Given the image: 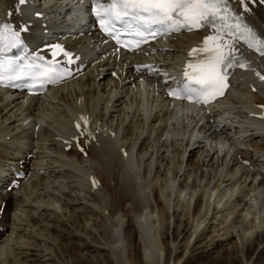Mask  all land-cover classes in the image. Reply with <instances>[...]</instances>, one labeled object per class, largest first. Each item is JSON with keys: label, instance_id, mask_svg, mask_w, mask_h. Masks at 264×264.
<instances>
[{"label": "bare ground", "instance_id": "6f19581e", "mask_svg": "<svg viewBox=\"0 0 264 264\" xmlns=\"http://www.w3.org/2000/svg\"><path fill=\"white\" fill-rule=\"evenodd\" d=\"M26 1H27V4L21 5L19 4V0H4L3 8L5 10V13L0 12V18L8 19V14L10 11L12 13V16L9 20L14 24V26L17 27L18 30L20 29V26H22L23 24L26 25L28 31L24 32L23 37L26 40L27 45H29L30 47L34 49L37 48L36 45H38V43L44 42L47 37H50L51 32L56 31L59 33L64 29L62 27H57L56 25L51 24L50 21L43 20L42 22H39L38 21L39 18H36L34 16L35 12L42 13V11H44V13H46L44 16L45 17L48 16L51 18V19L47 18V20H53L56 17L59 18L60 16L65 17L68 15H73L74 12L75 13L79 12V15H82V16H84V13H85L86 16H88V17L84 16V18H86L85 25H88L89 28L91 26L96 27L94 20L91 18V12H90V5H91L92 0H84V2L82 3H80L79 2L80 0H78L77 2H79L80 4H78L76 8H68L67 7L68 5L67 4L65 5V3L63 2H61V4L57 2L58 4H60L58 6L53 5V6H48L47 8L46 6L45 7L41 6V3L48 5L53 0H43V2H40L39 4L37 3V0H33V1L26 0ZM68 1H71V0H68ZM230 3L232 4L234 8L238 7L237 0H230ZM50 8L53 9L52 11H55V14L51 16H50L51 11L47 10ZM249 8H250V11L247 13H244L245 19L251 26H253L256 29L259 36L264 37V5L261 4L259 0H255V3L249 4ZM241 11L243 10L241 9ZM52 16H54V18H52ZM44 29L48 30L47 35L44 34ZM74 30L75 29L73 28L72 30L64 29L65 32L64 34H62L61 37H63L64 35L68 33H70V36H66L67 38H65L64 36L62 39L60 40L56 39L55 41L65 44L67 48H69V50L75 53V55H79V57L81 58V62L86 64L85 67L91 65V63L94 60L95 52L97 53L98 58L107 57L109 66L113 62H114V65L115 64L118 65L117 62L121 61L122 59H127L130 64H134L135 62L147 63L151 60V61H154L153 63H155L156 65L149 66L147 67V69L152 70L154 69V67H157V66L166 68V70L169 73V76L168 75L166 76L170 77V79H173V80L179 78L178 69H176L177 66L178 68H181L182 62L187 57V54L189 50L191 49L192 45L195 44L200 39V36L198 33H186V34L181 33V34H178L177 36H174V38H179L178 43H181V44L176 47H178L177 49H181L180 52H182V56L174 59L176 60V63H175L176 66L174 69L175 71H173L172 67L169 66L168 63L165 62L166 60H170L168 57H163L161 59H157V58L153 59L152 57V59L148 61L150 57L143 54L144 50H141L142 52H139L140 54L138 53L140 56L135 55L134 57L133 55L125 54L122 51L113 55L112 50L110 49L111 48L110 42L107 43V45L100 46L97 51L91 52L88 49L89 48L88 44H85V41L81 39L83 38L84 35L75 36L73 34L75 33ZM95 30L97 31V33L95 34L92 33V38L95 39L96 42L99 43L100 41L101 43L105 39L101 37V33L97 27L95 28ZM58 35L59 34H57L56 36ZM170 41H171V37L167 38L165 41H158L153 45L154 49H157L159 51V54H157L159 55V58L161 57L160 53L164 52L167 46L170 48L174 46V44H171ZM153 47H150V48H153ZM234 48L235 50L238 51L237 52L238 54L242 55L245 58L247 67L245 68L238 67L234 71L233 79L235 78L238 79L240 81L241 87L238 86L237 89L236 88L232 89L230 92V96L226 97L223 101H219L217 104L210 106L207 110H203L202 116L203 115L205 116V120L207 118L209 122V120L213 119L212 122L213 123L215 122L209 128V131H213L215 129L213 140L207 137L206 136L207 134H205L206 133L205 129L207 128V126H203L204 124L203 125L198 124V121L200 120V118L198 119L197 124L194 125L197 127L199 126V128H197L196 130V128L194 127L192 133H190V130H189L190 126H188L185 130H181V128L179 130V128L176 127L175 124L178 122V118L182 116L183 110L186 111V113L195 112L196 116H197V113L200 114V111L202 109H198L194 105L183 107L180 105V103L179 104L176 103L177 109H176V112L174 113H173L174 109L172 110L168 108L166 110L161 109V112L159 114L153 115V119L150 121V124H149V129H150L151 134L154 135V141H160L163 137H166V136L172 137L173 135H179V136L189 135V137L191 138V142L189 143V146H188V143H186V147H184L185 149L178 150L177 152V156L180 157L181 159L182 158L184 159V155H186L188 151L193 150V146H195L198 142H202V141H199V139H202V138H207L209 141V145L211 147H213L214 144L219 145L220 147L219 146L218 147L220 148L219 150L221 152H223V149H224V152L226 153L225 151V148H226L228 154H229V151H232V149H239L243 145H245L242 143L244 139L249 138V137L255 138L256 140L254 144L252 145L250 144V146L253 147V150L255 153L252 154L253 152H250V151H246L244 153H238L239 156L238 157L235 156L236 158L233 155L232 159H235L233 160V162H235V165H237L238 168L237 167L236 169L232 168L231 169L232 171L226 175L227 176L226 180L222 179V182L218 180L216 183V188L214 189L217 190L221 187V185L224 182L231 181V184H233L232 185L233 187H231L230 193L228 192L230 194L229 198H233L235 196L234 195L235 192H237L238 190H240L239 192L240 194H242L244 198L245 196L248 197L249 195L262 196L264 195V80H261L260 76H258L257 73H259L260 75H264V56L262 55L260 56L258 53L252 51L246 46H241V45H238L237 43H234ZM113 50L115 51V49ZM111 60H113V62ZM171 60L173 59L171 58ZM147 69L145 71H147ZM153 72L154 70L151 73ZM113 73H118V69H114L112 74ZM170 74L173 75V77H171ZM84 76L85 75H83L80 78L82 81H84ZM143 77H146V76L143 75ZM159 77H160V80H158V86L156 85L157 91L158 89H160L159 91L162 92L161 97L164 98L167 93L166 88L171 86L175 81L170 83V81H168L165 75H162ZM98 78H99V74L96 75V79H93L89 77V75H87L86 83L88 81V84L84 83L82 87V90H83L82 100H80L79 102H74L72 106L69 108V111L64 112L63 113L64 115H60V117L58 118L52 119V117H50L51 115L48 114V109L43 108V107H41L39 111H42L43 109H45V111L36 113L37 115L35 113H31V114L25 113L24 119L20 121L21 124L18 125L17 127L20 130L22 129V131L21 132L18 131V133L14 135L12 142L10 144H7L3 150H2L3 147L0 145V176H4L2 180L4 181V186L7 187V185H9L10 183L9 181L10 178H6L8 173H10L11 175H14L18 171H21V170L24 171V168H21V165L24 164L22 163V160L24 158L21 159L23 156H28L30 153H32L34 147L37 149L41 148L43 150H46L42 146L38 147L37 146L38 142L32 141L34 138L33 133H26L24 130L25 123L27 122V124H29L31 122L29 121L30 117L34 115V117H36L38 121H45L47 118L52 119L54 131H56V133H53V134L51 133L52 135L50 134V138L51 137L56 138L54 139V141L58 143L59 145L62 144L64 146V148L63 146H61V150L63 152L64 157L59 158V160L57 159L56 161L54 160V163L58 162L60 164V165L58 164L59 166H57V169L60 168V170L59 171L53 170L48 175H44V176L41 175L42 177L40 181L42 182L43 180L44 182L43 183H41L40 181L35 182L34 184L31 185L32 189L34 190L36 194H38L39 189H41L40 187L44 185V187L46 188L45 191L47 189L51 190L50 195H53V197H55L56 196L55 192H60L61 194L64 195L63 193L64 190H66L67 187L69 186V185L67 186L66 183L72 182L71 180L73 178H76V180L80 179L82 186L87 188L86 191L87 190L89 191L90 196L94 200L93 206L84 205L85 203L83 205L86 208V211H88L89 215L94 216L96 220L100 222V227H101L100 234L102 236V240L97 237H95L94 239L92 238L91 242H93L94 244H90L87 240L88 239V235H87L86 239L82 237V241H83L82 246L84 247H82L81 244L80 245L77 244L82 249L92 248L98 251L99 256L98 257L96 256V263H94L93 261L91 262L88 261L87 259L83 258L82 255L80 256V254H78L77 252V248L72 247V243L70 247L65 246V248L62 249L61 251L64 259L66 260L65 263L66 264H113L115 260L116 264H126L125 263L126 260L124 261L125 258L123 256L124 255L123 252L126 251L127 249L128 261L130 262V264H141V262L137 261L136 259L135 249L133 247V238L135 237L134 229L130 226L126 227V229L124 230V235H123L122 233L123 224L122 223L117 222V221L114 223L113 220L110 223H106V218H105L106 216L103 217L101 215L106 210L107 215L110 216L109 218H113L114 216H117V215L126 217L128 216V214L130 216L129 212L131 213L133 212V214H131L133 215V217L132 216L131 217L134 223H136V226L139 231L140 239L143 243V250L145 251L144 257H143L144 259H147L149 256V254L147 255L146 250L150 247L149 241H148L150 240L148 239L149 238L148 237L149 236V226L146 228V225H147L150 212L156 211L158 213L160 223L163 224V230L161 231L160 235H161V240L163 244L162 247L165 248L164 252H166V256H167V258L165 259L167 260L166 264H170L172 261L171 260L172 257L170 258V256H172V252L168 245V241L170 239L168 240V237H167V235H169L168 233H170V230H171L170 223H169L170 215L167 210L168 206L167 207L164 206L163 205L164 203L162 204L161 201H158V202L156 201L157 202L156 204L150 205L149 203L145 202V199H144V196H145L144 192H145L146 187L148 186V182L144 174L146 171H147V174H151L152 171L154 170L155 168V165L153 162L154 158H152L148 162L147 165L145 164L146 167L144 169V174H143V177H141L140 169H139L140 166L138 165L139 166L138 168L134 160V151L137 145L136 140H137V135L139 132V127L134 126L132 128L130 127L126 129L125 135H130L131 137H134V141L131 142L132 144L126 145V144H121L119 141V136L121 135V130H122V124L119 126L116 125L115 127L113 125L104 126V123H101L102 120H104L103 117L106 116V113L104 112L101 113V111H98L99 106L104 101V104L106 103V108H108L109 103L112 100H114L115 97L117 96L116 89L119 87V86H116L115 89L113 90H112V87H110V89L107 90L108 86L112 82H117L119 85L121 80L114 81V78H113V80H109V82H107L106 88L104 89L103 93L101 92L99 93L98 91H96L97 90L96 88L92 90L93 93H91L90 88L91 86L95 87L94 84L96 83V80ZM103 78L104 76L101 74L100 79H103ZM66 85L67 83H63L61 85L59 84L58 87L56 88L57 90L56 93H59L60 95V93L63 92L64 89L66 88ZM144 87H147V86L143 84L142 85L138 84L135 87L136 88L135 98L133 100L131 99V101L127 103L126 105L127 109H131L132 106H134L133 104L135 103L136 110H140L141 112L142 111L147 112L146 107L149 106V101L146 99L147 94L145 93L146 89ZM85 88H86V91L84 92ZM51 90H49L48 92L50 93ZM52 91H55V90H52ZM3 96L6 97L5 102H7L9 100L8 98H11V99L13 97L18 98L20 95L18 93L13 95L12 93H8L5 90L0 89V102L3 100L2 99ZM62 98L64 97L62 96ZM40 99L42 98H33V99H26V100L22 99V102H21L22 106H20L17 109L20 110L23 106H27V109L31 110L30 108L33 106L34 101L36 100L34 105H37ZM164 99L166 100V97ZM9 101L10 102L8 104H5L2 107V109L0 108V114H1V111L7 110L10 104H13L15 102L11 100ZM166 101L170 103L168 100ZM212 109H213V114H211ZM10 110L11 109H9L8 112H10ZM206 113H208V115ZM79 114H88L94 118V121L91 124L90 130H86L84 128L85 127L84 123L80 129L82 132L85 133L81 137V142H80V144L83 146V151H86L88 153L89 160H94L96 164L95 167H92L89 169L88 168L85 169L86 165L83 160L79 159L78 151L73 150L75 149V147H73L70 152H66L65 145L66 143L69 144V142L71 141L63 140V136L64 137L67 136V139H68L69 135L72 133V130H73L72 120L74 117H78ZM229 115L230 116L232 115L231 117H233V119H230V121H227V117ZM12 117L14 118L16 117V115L14 113H11V116L5 117L4 120L1 121V124L3 123V125H6V122L9 121ZM191 118H193V116H191ZM240 118L241 119L243 118V120H240ZM195 119L197 118H194L193 121H195ZM13 122H16V121H13ZM110 124H112L111 119H110ZM237 124L239 125V127L237 126ZM235 127H238V130H235ZM9 129H10L9 126L0 128V138L2 136L3 137L7 136L8 135L7 132L9 131ZM13 130L14 129L12 128L11 132H13ZM88 131L91 132V136L87 135ZM63 132L64 133L66 132V135H63ZM40 138H41L40 139L41 142L49 141V140H43L42 136ZM181 144H184V143H181ZM59 145L55 144V146L57 147H59ZM7 148H11L15 151L12 153L11 156L8 157V160H6L5 162H1V158L6 157V152L5 154L3 153L4 151H7L6 150ZM204 152L208 154H204V156L201 155L203 157L202 165H204V163L206 162V159L209 157H210L209 160L213 159V162H215V158H216V157L214 158L215 153L212 154V156H210V152L208 150H204ZM232 154H235V153H232ZM190 155H191V152H190ZM175 156L176 154H174V157L172 158L174 163H175ZM196 156L197 155H195L194 157L196 158ZM151 157H152V153L149 156V158ZM189 158L190 156L188 155V159L186 160V162L189 161ZM218 158L219 157H217L216 159L218 160ZM157 160L158 159H156V162ZM225 160L227 159L225 158ZM183 161L184 160H182L181 162ZM197 161H199V159H197ZM244 161L245 163H248L247 166L243 164ZM181 162L179 166H177L178 171L175 170L176 174L177 172L179 174V171L183 168ZM259 163L261 164L259 165ZM158 167L159 165H157V168ZM66 168H71V170H68ZM72 168L74 172L72 171ZM135 170H138L139 173L138 174L135 173ZM40 171L41 170H37L36 172L40 173ZM75 171L77 173H75ZM34 172L35 171H33V174L37 175V173L36 172L34 173ZM155 173H157V178H158L160 176L159 175L160 170L156 171ZM91 175L95 176L96 179L100 182H101L100 178H102V180L104 181V184H101L100 186L95 187L93 182H89V177ZM238 175H240V177H238ZM175 177L176 176H173L172 179H168L166 181L167 184L166 183L165 184L167 185V187L169 186L168 182H174ZM29 178L30 177H28V179L22 183L21 189L19 188L18 190L12 191L11 193L0 188V204H3V202L7 203V207L5 211L7 212L12 211L13 213L17 211L16 213H18V214H15V216L13 215V218L7 217L6 214L0 217V226L3 228H6L7 231L10 232L8 235L4 234L6 236L5 238H3L4 235L0 236V254L7 252L8 246L11 245L10 244L11 242H13L12 235L15 234V231L18 232L17 227L21 228L24 222L28 223V225L29 223L31 224V228L29 231L30 234L32 233L33 235L35 234L34 236L36 237L37 236L41 237L39 238L41 239V243H38V244L35 243V240H37L38 237L37 239L34 237V239L32 238L33 240L28 241L27 239L24 240L21 234L18 236L16 235L18 240L16 242L14 241L16 244L15 247L24 248L25 255L19 252L10 253V257H6V260H5L6 262H2L0 264H39V261H40L39 259H42V258H43V264L45 263L44 260L46 259L48 260L47 264H51V263L57 264L56 258L57 257L60 258V254L57 252L55 246H53L54 244L57 245V240H58L57 236L59 234L55 236L56 232L50 231V228L48 227L50 223V219H46L45 227L43 228L40 227L39 230H37L36 228L38 226V223H37V219L34 213H37L38 210L41 209V205H40L41 202L38 203V200L35 199L36 197L35 198L32 197V195L34 194L32 190H31L32 192L31 191L29 193L26 192V187L29 186V184L27 183V181L30 180ZM50 179H53L56 184L51 185L53 184L54 181ZM47 182L48 184H46ZM252 182H254L253 186H250ZM171 184L173 185V183ZM39 185L41 186L39 187ZM105 185L107 187L106 195L99 194L102 187H104ZM214 189L211 191H208L209 193L206 192L205 190V193L203 192L204 195L202 194V197H201V202H203L204 197H207L206 198L207 202L205 206H207L206 209L208 210L212 206L211 198L213 197V194L215 195V192H216V190ZM83 190L84 189H82V191ZM185 190L186 188L179 189L178 191L179 195L178 194L177 195L182 196ZM22 191L23 192L25 191V192L19 193ZM71 192L72 191H70V195H71ZM12 193H15L14 197ZM195 193H193L194 195L192 197V200L195 197ZM74 195H73V198L69 200V202H66L67 206L71 202L76 203L77 201L81 200V198H79L78 195H75V196ZM42 197H43L42 192H40V194L37 195V198H39L42 201L41 199ZM168 197H171V196H168ZM243 197H240V198L235 197L231 201L224 200V198H222L217 203V207H212L214 212H213V217L210 218L209 222H212L211 220H213V222L210 224L209 227H207L209 223L206 226L203 224L204 222H206L209 214H207V216H205L206 213L204 215H201L202 214L201 212L192 214L189 210L190 206L188 208L186 207L187 209H184L183 211L178 212V213H177V210L175 209L174 211V214L176 213V218L174 219L175 226L171 230L173 241L176 242L180 238V236H182L183 234H186L189 231L188 229L189 224H190L189 220L193 219V221L195 220V222H191V223H197V222L198 223L196 224V229L193 230V232H191V234L187 238L181 237L182 240L185 239V242H184L185 245H183V248H182L183 250L181 252V254L182 253L183 254L182 255L180 254L181 257L175 254L174 261L172 264L179 263L182 260V258L185 256V251L187 250L190 243L192 242V241L190 242V240L192 239V236L196 234L195 233L197 232L196 230L198 228L200 229V227L202 229H200V232L197 234L196 239H194L195 241L198 240V243L194 242L195 244L193 243L194 245L192 247L200 245L201 243L204 242V240H206L207 238L209 239L210 236L213 237V239L209 240L208 244L207 243L205 244V246L213 245V248L217 247V250H219L218 253L220 254L216 258L213 259V264H237L239 262L237 250L240 244H242L243 249H245V254H244L245 259L247 261L250 260L257 246L264 242V232L260 234L258 232L255 236V241L253 243L252 242L247 243L248 238H250L249 235L251 236L252 232L256 233V229L259 227L258 224H260L259 222H257V220H260V217L264 216V209H262L260 212L257 213L258 217H255L254 215H256V213L255 214L253 213L252 215L251 207L248 206L247 208L248 210L245 208L247 203L245 202V199H243ZM170 199H172V197ZM33 203H35L36 205ZM126 204H129L131 206L130 207L131 211L126 210L127 209ZM27 206H30L32 209V210H29V211H32L31 215L26 214V210H22L23 207H27ZM25 209H29V208H25ZM18 211H20V213ZM29 215L31 216L29 219L24 217V216H29ZM239 215L244 216L242 217L240 221L238 220ZM251 215L254 216L256 220H252L249 223H247L245 219H248V217H251ZM64 216L67 218V221H70V219L73 218L72 214L67 216V214L64 213ZM200 219H202V221ZM88 220L89 218L85 217L84 219L85 223ZM96 222H94V225L96 224ZM143 222L146 223V225ZM51 223H53V221ZM14 226L16 227L14 228ZM207 228H211V234L209 236L206 234ZM54 230L58 231L57 227L54 228ZM31 235L29 237H31ZM237 236L240 241L239 244L237 243L238 240L237 241L235 240V237ZM70 240L72 241V239ZM79 242L81 243V241ZM37 246H42V247L44 246L43 249H40L42 251V255L41 256L39 255L40 256L39 258H37V254L29 255V253ZM180 248L181 246L178 245L177 247H175V250L180 249ZM202 248L203 247H199L198 249H202ZM105 250L108 252H105ZM151 250L152 249L150 248L149 251ZM111 254L113 255V258H114L113 262L111 260L112 256L110 257ZM263 256H264V248L262 251L258 253V257L262 258ZM34 258H37V259H34ZM256 261H258V258L256 259ZM260 263H262V260H259V262L257 263L252 262V264H260Z\"/></svg>", "mask_w": 264, "mask_h": 264}, {"label": "rangeland", "instance_id": "374dc122", "mask_svg": "<svg viewBox=\"0 0 264 264\" xmlns=\"http://www.w3.org/2000/svg\"><path fill=\"white\" fill-rule=\"evenodd\" d=\"M42 1L43 0H37V3H40ZM77 1L78 0H71V1L53 0L48 5L44 4V7L46 6V8H47L48 6H53V5L58 6L61 4V2H63V3H65V5L66 4L68 5L67 6L68 8H76L78 6V4L84 2V0H80L79 1L80 3ZM57 2H59L60 4H58ZM3 7H4V0H0V12L5 13V10ZM47 10L51 11L50 16L55 14V11H52L53 10L52 8L47 9ZM47 18L51 19L50 17L46 16L43 18H39L38 21L39 22H42L43 20L44 21H50L51 24L56 25L57 27H62L65 30H67V29L72 30V28L75 29L74 30L75 33H73V34L75 36L84 35L83 38H81V39H83L85 41V44H88V46H89L88 49L91 52L97 51L100 46H104L106 44L105 42L100 44V41L98 43L95 41V39L92 38V33L95 34V33H97V31L95 30L94 27L91 26L89 28L88 25H85L86 20H85L84 16L79 15V12H76V13L74 12L73 15H68L65 17H61V16L59 18L56 17L53 20H47ZM52 18H54V16H52ZM64 29L60 32L61 35L64 34V32H65ZM51 33H53V32H51ZM64 36L65 37L70 36V33H68ZM58 39H61V37L59 36ZM176 39H177V41H176ZM178 40H179V38H173L170 41V43L174 44L175 47L173 46L170 48L167 46L166 50L164 52L160 53L161 54L160 58H159V55H157V54H159V52L156 51L155 49L150 54L145 53V54H147L148 57H150L148 59V61L150 59H152V57H153V59H156V58L161 59L163 57H168L170 60H166L165 62L168 63V65L172 67V70H174L175 66H176V64H175L176 60H174V59L182 56V52H180L181 49H177L178 47H176V46H179L181 44V43H178ZM175 44H177V45H175ZM153 52H155V53H153ZM171 58L173 60H171ZM111 61L113 62V60H111ZM149 62L154 64L153 63L154 61L150 60ZM108 63L109 62H108L107 57H99L98 58L97 53L95 52L93 62L91 63V65L89 67H87L82 72V73L85 72L84 81H82L80 79V77L78 79L71 80L70 84L66 85V88L64 89L63 92L60 93V95H59V93H56L57 90L54 89L55 91H51L43 99H40L39 101L37 100L38 101L37 105H34V103L36 102V100H35L33 103V106L31 108L29 107L31 110L27 109V106H23L20 110L17 109L20 106H22L21 105L22 99L20 97L19 98L13 97L12 99L8 98L9 100L15 101V102L13 104H10V106L8 107L7 110L1 111V114H0V128L7 127V126H9V128H10L9 131L7 132L8 135L5 137L2 136L0 138V145L3 147L2 150L5 148V146L7 144H10L12 142L14 135L16 133H18V131L19 132L22 131V129L20 130L17 127H18V125L21 124L20 121H22L24 119L25 113H30V114L35 113L36 114L39 112H43V111H45V109H43L42 111H39L40 108L43 107V108H47L48 114L51 115L50 117H52V119H55V118L60 117V115H64L63 114L64 112L69 111V108L72 106V104L74 102L80 101L83 98L82 87H83L84 83H86L87 75H89V77H91L93 79H96V75L99 74V78L96 80V83L94 84L95 87L91 86V88H90L91 93H93L92 90H94L95 88L97 89L96 91H98L99 93L100 92L103 93L104 89L106 88L107 82H109V80H113V78H114V81L121 80L119 85L117 82H112L109 84L107 90H109L110 87H112V90L115 89L116 86L120 87V88L118 87L119 89L118 88L116 89V95L117 96L115 97L114 100H112L109 103L108 108H106V103L104 104V101H103L100 104L98 111H101V113L102 112L106 113V116L103 117L105 121L102 120V122H101V123H104V126L113 125L116 127V125L119 126L122 124L121 135L119 136V141L121 144H126V145L132 144L131 142L134 141V137H131L130 135H125L126 129H128L130 127L132 128L134 126L139 127V132H138L137 140H136L137 145H136V148L134 151V160H135L136 166L138 168L140 166L139 169H140L141 177H142V174H144V169L146 167L145 164L147 165L148 162L152 158H154L153 162L155 165V168L152 171V173L147 174L148 176L145 175L146 180L148 182V186L146 187L145 192H144L145 202L149 203L150 205L151 204L154 205L158 201H161L162 204L164 203L163 204L164 206H166V207L168 206L167 210H168V213L170 215L169 223H170L171 230L175 226V221H174V219L176 218V213L174 214L175 209L177 210V213H178V212L183 211L184 209H187L189 206H190L189 210L192 214H196L197 212H201L202 213L201 215H204L206 213L205 216H207V214H209L206 222L203 223L205 226L209 223L207 225V227H209L210 224L213 222V220H211L212 222H209L210 218L213 217L214 211H213L212 207H217V203L222 198H224V200H230L231 201V200H233V198H235L237 196H238L237 198L243 197L242 194H240V192H239L240 190H238L237 192H235V194H234L235 196L233 198H229V195H230L229 193H230L231 187H233L232 186L233 184H231V181L224 182L221 185V187L217 190L214 188H216V183L218 180H220L222 182V179L223 180L227 179L226 175L232 171L231 170L232 168L233 169L234 168L236 169V167L238 168V166L235 165V162H233V160H235V159H232L233 155H234V157L235 156L238 157L239 156L238 153H244L246 151L253 152L252 154L255 153L253 150V147L250 146V144L251 145L254 144L256 139L252 138V137L246 138L247 140L244 139L243 140L244 142L242 141V143L245 144V145H243L244 147L241 145L242 146V147L240 146L241 148L232 149V151H229V154H228L226 148H225L226 153L224 152V149H223V152H221L219 150L220 149L219 145H217V146H219L218 150H217L215 147V144L213 145V147H211L209 145L208 139L202 138L200 140L202 142H198L196 144L195 148L192 151H188L186 153V155H184V159L183 158L181 159L180 157L177 156V152H178V150H184L185 149L184 147H186L187 140L190 138L189 135H186V136L173 135L172 137L166 136V137H163L160 141H154V135L151 134L150 129H149V124H150V121L153 119V115L155 114L154 113L155 111H157L156 114H159L161 112V109H163V110H166L167 108L170 110L174 109L173 112H176V109H177L176 104L173 105V103H168L164 99L165 97L164 98L161 97L162 92L159 91L160 89H158V91H157L158 80H160V77L156 74L153 77H139L138 72H136L134 70V65L130 64L127 59H122L121 61H118L117 62L118 65L117 64L114 65V62H113L109 66ZM114 69H118V73L112 74ZM90 74H91V76H90ZM101 74L104 76L103 79H100ZM159 74H166V73L159 72ZM99 83H100V85H99ZM86 84H88V81ZM138 84H141V85L143 84V85L148 87V88L144 87L146 89L145 93L147 94L146 99L149 101V106L151 105V110L147 113L145 111L141 112L140 110H136V107H135L136 104L135 103L133 104L134 106H132V108L133 107H135V108H133V109L132 108L131 109L126 108L127 103L130 102L131 99L133 100L135 98V95H136V88L135 87ZM154 84H155V86H154ZM234 86H235L234 89L235 88L237 89L238 86L241 87L240 81L238 79L234 80ZM85 91H86V88L84 89V92ZM256 92H258V91H256ZM258 94H260V93H258ZM260 95H262V94H260ZM62 96L64 98H62ZM152 98H153V100H155L154 104H152ZM2 99L3 100L0 102V108L1 109L5 104H8L10 102L9 100L7 102H5V99H6L5 96H3ZM9 109H11L10 112H8ZM237 110H239V109H237ZM143 112H144V114H142ZM211 112L213 114V109L211 110ZM11 113H14L16 115V117H14V118L12 117L9 121L6 122V125H3V123L1 124V121L4 120V118L7 116L10 117ZM190 114H191V112L186 113V111L183 110L182 116L180 118H178V122L175 124L176 127H178L179 130H180V128H181V130H185L188 126H190L189 130H190V133H192L194 127L196 128V130H197V128H199V126L197 127L194 125L197 124V121L200 118V120H199L200 122L198 121V124H200V125L204 124L203 126H207V128L205 129L206 130L205 134H207L206 136L213 140L214 132L209 131L210 126L215 123V122L214 123L212 122L213 119L209 120V122H208L207 118L205 120V116L204 115L202 116L203 111H200L201 115L197 113V116L193 117V118H191ZM231 116L229 115L227 117V121H230V119H233V117H231ZM194 118H197V119H195L196 122L193 121ZM52 119L47 118L45 121H38V119L36 117H34V115H33L30 117V120H29L31 122L29 124H27V122H26L25 126H24L25 127L24 130L26 133H33L34 138L32 141L38 142V145H37L38 147L42 146V147H44V149H46V150H43L41 148L37 149L34 147L32 153H30L28 156H23L21 158V159L24 158L22 160V162L24 163L22 166L25 167L26 170H28V171L31 170V171H29L30 174H28V175H30L29 176L30 180L27 181L29 186L26 187V192L29 193L32 190L34 193L32 195V197H34V198L36 197L35 199L38 200V203L41 202V204H40L41 209L38 210L37 213H34V215L37 219V223H38V226L36 228H37V230H39L40 227L41 228L45 227L46 219H50V223L48 226L50 228V231H55L56 232L55 236H57L59 234L57 236V238H58L57 245L56 244L53 245V246H55L57 252L60 254V258H58V257L56 258L57 264L58 263L59 264H66L65 263L66 260L64 259L61 251H62V249L65 248V246L70 247L71 243H72L73 248H77V252H78V254H80V256L82 255L83 258L87 259L88 261H90V262L93 261L94 263H96V256L97 257L99 256L98 251H96L92 248H90V249L83 248L85 250L84 251L80 246H78L80 244L82 246V242H83L82 237L84 239H86L87 235H88L87 240L90 244H94L93 242H91L92 238L94 239L95 237H97V238L102 240V236L100 234V228H101L100 222H98L94 216L89 215L88 211H86V208L84 207V205L93 206L94 200L90 196L89 191L88 190L86 191L87 188L82 186L80 179H78L79 180L78 181V180H76V178H73L71 180L72 182L66 183L67 186L69 185L68 186L69 188L67 187V189L64 190V192H63L64 195L61 194L60 192H55V195H56L55 197H53V195H50L51 190L47 189L46 191H48V190L49 191L46 192L45 191L46 188L44 187V185H42L43 187L41 185H39V187L41 186L40 187L41 189H39L38 194H40V192H42L43 197L41 199L43 202L39 198H37L38 194H36L34 192V190L32 189V186H31L35 182L40 181V179L42 177L41 175H43V176L48 175L53 170L54 171L60 170V168L57 169V166H59L60 164L58 162L54 163V160L56 161L57 159L59 160V158L64 157L63 152L61 150V146H63V145L62 144L59 145L58 143H56L54 141V139H56V138H53V137L50 138L51 133L52 134L56 133V131H54ZM110 119L112 120V124H110ZM240 120H243V118L242 119L240 118ZM13 121H16V122H13ZM237 126L239 127L238 124H237ZM238 127H235V130H238ZM12 128L14 129L13 132H11ZM123 132H124V134H123ZM4 134H6V133H4ZM41 136H42L43 140H49V141L41 142L40 141ZM223 136H224V134H223ZM120 137H122V138H120ZM181 143H184V144H181ZM210 143H211V141H210ZM43 144H45V145H43ZM55 144L59 145V147L55 146ZM63 148H64V146H63ZM6 150L7 151H4V153H3V154H5V152H6V157L1 158V162H5L6 160H8V157L11 156L12 153L15 151L11 148H7ZM73 150H76V149H73ZM204 150H208L210 152V156H212V154L215 153L214 158L219 157L218 160L215 158V162H213V159L209 160V158H210L209 157L206 159V162L204 163V165H202V163H203L202 162L203 161L202 156H204V154H208V153H205ZM70 151L71 150H67V152H70ZM190 152H191V155H190ZM151 153H152V157L149 158ZM217 153H219V154H217ZM232 153H235L236 155L232 154ZM78 154H79V159L83 160L85 165H86L85 169L86 168L89 169V168L96 166L94 160H89L88 153H87V156H84L81 153V151H78ZM174 154H176L175 163L172 159L174 157ZM188 155L190 156V158H189V161L186 162V160L188 159ZM195 155H197L196 158L194 157ZM142 158H143V160H142ZM225 158L227 160H225ZM156 159H158L157 162H156ZM197 159H199V161H197ZM254 159H256V158H254ZM182 160H184V161L181 162ZM180 162H181L183 168L179 171V174L177 172V174H178L177 175L175 173V170L178 171L177 166H179ZM243 164H245L246 166L248 165V163H245V162H243ZM260 164L261 163H259V165ZM157 165H159L158 168H157ZM66 169L71 170V168H66ZM37 170H41L40 173H37L36 172ZM159 170H160V173H159L160 176L157 178V173H155V172L159 171ZM33 171H35L37 173V175L33 174ZM72 171H73V168H72ZM75 173H77V172L75 171ZM28 175H27L26 179L28 178ZM173 176H176L174 182H168V185L170 187L169 186L167 187L166 181L168 179H172ZM185 176H186V178H185ZM224 177H226V178H224ZM238 177H240V175H238ZM100 179H101L100 183L104 184V181L102 180V178H100ZM251 179H249V180H251ZM50 180L54 181L53 179H50ZM158 180H160V181H158ZM241 181H239V182H241ZM43 182L44 181L42 180L41 183H43ZM171 183H173V185ZM253 183L254 182H252L250 184V186H253ZM46 184H48V182ZM54 184H56L55 181L51 185H54ZM182 186H183V188H182ZM185 188H186V190H185L186 193L184 191V193H183L184 196L183 195L178 196L179 195V192H178L179 189H185ZM208 188H209V190H208ZM82 189H84V190L82 191ZM106 189H107V187L105 185L104 187H102L99 194L106 195ZM213 189L216 190V192H215V195L213 194V197L211 198V205L212 206L208 210V209H206L207 206H205L206 202H207V199H206L207 197H204L203 202H201V197H202L203 192L205 193V190H206V192H208V191H211ZM70 191H72L71 195H70ZM24 192L22 191L19 193H24ZM193 193H195V197L192 200V197L194 195ZM74 194L78 195V197L81 198V200L77 201L76 203L71 202L67 206L66 202H69V200H71L73 198ZM12 195L14 197L15 193H12ZM168 196H171L172 199H170L171 197H168ZM243 199H245V202L247 203L245 208L247 209L248 206L251 207L252 215H253V213L254 214L256 213V215H254V216L258 217L257 213L260 212L262 209H264V195H262V196L249 195L248 197L247 196H245V198L243 197ZM33 204H35V203H33ZM176 204H177V206H176ZM0 206H1L0 207V217L3 216L4 214H6L7 217L13 218V215L15 216V214H18V213H16L17 211L15 213H13L12 211H9V212L5 211V209L7 207L6 202H3V204H0ZM70 206H71V208H70ZM130 207L131 206L129 204H126V208H127L126 210L131 211ZM25 208H29V209H25ZM202 208H204V209H202ZM22 210H26V214H30V215L32 214V211H29V210H32L30 206L23 207ZM18 212L20 213V211H18ZM64 213H66L67 216L72 214L73 218H75V219L72 218V219H70V221H67V218L65 217L66 215L64 216ZM129 213H130V216H129V214L126 217H122L120 215L119 216L117 215V216H114L113 218H109L110 216L107 215V212L105 210V212H103L101 215L103 217L106 216L105 217L106 223H110V222H112V220L114 223L116 221L122 223L123 224V229H122L123 235H124V230L126 229V227L130 226L134 229L135 237L133 238V247L135 249L137 261L141 262V264H166L167 260H165V259L167 258V256H166V252H164L165 248L162 247L163 244H162L161 235H160L161 231L163 230V224L160 223L158 213L156 211L150 212L149 218L147 221V225L149 226V236H148L149 238L148 239H150V240H148L150 247L146 250L147 255L149 254L147 259L143 258L145 251L143 250V243L140 239L139 231H138V228L136 226V223H134V221L132 219L133 215H131V214H133V212L132 213L129 212ZM30 215L24 216V217L29 219L31 217ZM252 215H251V217H248V219H245L247 223H249L252 220H256L254 218V216H252ZM173 216H174V218H173ZM85 217H88L89 218L88 221H90V222L87 221L85 223V221H84ZM242 217H244V216L239 215L238 220L240 221L242 219ZM118 219H119V221H118ZM200 220L202 221V219H200ZM200 220H199V222H200ZM52 221H53V223H51ZM189 221H190V224H189V228H188L189 231L186 233L187 235L183 234L182 236H180V238L176 242L172 240V231L171 230H170V233H168L169 235H167L168 240L170 239L168 241V245H169L171 252H172V256H170V258L172 257L171 258L172 261L170 264L173 263L175 254H177V256H179V257H181V255L183 254V253L181 254V252L183 250L182 249L183 245H185L184 244L185 239L182 240V238L183 237L187 238L191 234V232H193V230L196 229V224L198 222L197 223H191V222H195V220L193 221V219L189 220ZM189 221H187V222H189ZM94 222H96L95 225H94ZM257 222L260 223V224H258L259 227L256 229V233L252 232L253 234L251 233V236L249 235L250 238H248L247 243H249V242L253 243L255 241L256 234L258 232H259V234L264 232V229H263L264 228V225H263L264 224V216L263 217L261 216L260 220H257ZM15 227L16 226H14V228ZM53 227L54 228L57 227L58 231L54 230ZM30 228H31V224L29 223V225H28V223H25V222L23 223L21 228L17 227L18 232L15 231V234L12 235L13 236L12 237L13 242H11L10 243L11 245L8 246L7 252L0 254V263L6 262L5 261L6 257H10V253L19 252V253L25 255V251H24L25 249L24 248H16L15 242L18 240L17 236L20 234L24 238V240L25 239H27L28 241L33 240L34 237L37 239L38 236L36 237V236H34L35 234L34 235L32 233H31L32 235L30 234V232H29ZM200 229H202V228L200 227ZM200 229L198 228L196 230L197 232H195L196 234H194V236H192L193 240L192 239L190 240V242L191 241L192 242L190 243L189 247L185 251V256L182 258V260L179 263H176V264H213V259L216 258L220 254V253H218L219 250H217V247L213 248V245L212 246H209V245L205 246L206 243L207 244L209 243L210 239H213V237H211V236H210L211 238L210 237H209V239L207 238L200 245L197 244L198 246L192 247L195 243H198V240L195 241L194 239H196V236L200 232ZM207 231H206V234L209 236L211 234V228H207ZM9 233L10 232L7 231L6 228H3L0 226V236H3L4 234L8 235ZM29 234L31 235V237H29L30 236ZM78 236H80L81 238ZM5 237L6 236L4 235L3 238H5ZM39 238H41V237H38V239H37L38 241L35 240L36 244L41 243V239H39ZM76 238H77V240H76ZM70 239H72V241ZM235 240L236 241L238 240L237 241L238 244L240 243L238 236L235 237ZM79 241H81V243ZM233 241H234V239H233ZM50 243H52V242H50ZM178 245L181 246V248L175 250V247H177ZM75 246H77V247H75ZM82 247H84V246H82ZM197 247L198 248L203 247V248L198 249ZM43 248H44V246L43 247L37 246L36 248H34L32 250L35 253H33L31 251L29 253V255L37 254V258H39L42 255V251L40 249H43ZM150 248L152 249L151 251H149ZM263 248H264V242L257 246L255 252L251 256V259L247 261L244 257L245 249H243L242 244H240L239 248H238L239 251L237 250V255L239 258V262L237 264H252V262L253 263L259 262V260H262V263H260V264H264V256L262 258L258 257V253L260 251H262ZM79 250H81V251H79ZM89 251L90 252L92 251V252L90 253ZM105 252H108V251L105 250ZM84 253H86V254H84ZM123 253H124V255H123ZM123 253H122V255L125 258L124 261L126 260L125 263L130 264V262L128 261L127 249ZM24 255H22V256H24ZM110 257H111V260L113 262V260H114L113 255L111 254ZM37 258H34V259H37ZM257 258H258V261H256ZM39 260H38L39 264L40 263L43 264V258L39 259ZM44 261L46 264L48 263L47 259ZM113 264H116L115 260H114Z\"/></svg>", "mask_w": 264, "mask_h": 264}, {"label": "snow or ice", "instance_id": "6c2138e0", "mask_svg": "<svg viewBox=\"0 0 264 264\" xmlns=\"http://www.w3.org/2000/svg\"><path fill=\"white\" fill-rule=\"evenodd\" d=\"M25 0H19L24 4ZM255 0H237L238 7L233 8L230 0H112L107 9L96 13L101 28L107 32L118 45L132 50L138 48L148 39H154L157 34L178 32L181 29L213 28L214 34L204 37L200 48L193 53H203L196 63L189 62L184 71L185 83L182 87L169 91L170 96L195 99L196 102L208 103L217 96H222L228 87V69L234 65L245 68L246 63L235 56L234 43L243 40L249 48H254L264 56V37L245 21L244 13L250 11L249 4ZM264 4V0H260ZM241 9L243 11H241ZM116 22H120L123 31L133 37L131 42L121 39L119 30H115ZM20 26L17 31L13 25L0 24V83L7 77L9 81L27 77L32 84L43 88L48 83H55L62 75H70L67 68H62L55 57L63 54L71 60L72 54L65 51L61 45H52V60L43 56H5V41L7 48H24L20 32L26 31ZM227 37V39H225ZM27 52V49L24 48ZM264 80V75H260ZM15 86V85H13ZM80 120L85 125L89 123L86 117ZM77 129L81 124L77 122ZM81 132V135H84ZM87 135L91 136L88 131Z\"/></svg>", "mask_w": 264, "mask_h": 264}]
</instances>
